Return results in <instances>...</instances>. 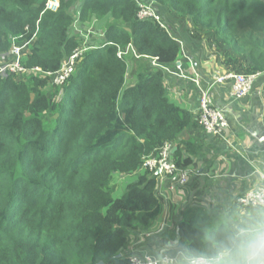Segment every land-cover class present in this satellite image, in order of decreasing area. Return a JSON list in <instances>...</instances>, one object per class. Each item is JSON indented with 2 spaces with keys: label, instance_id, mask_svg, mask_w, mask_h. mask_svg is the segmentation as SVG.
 I'll return each instance as SVG.
<instances>
[{
  "label": "trees",
  "instance_id": "16d2710c",
  "mask_svg": "<svg viewBox=\"0 0 264 264\" xmlns=\"http://www.w3.org/2000/svg\"><path fill=\"white\" fill-rule=\"evenodd\" d=\"M48 1L0 0V54L18 37L31 41L26 67L57 71L81 42L77 11L81 23L102 20L104 38L63 87L41 72L0 75V264H130L131 235L161 213L145 158L172 142L188 167L185 150L195 152L181 134L198 119L169 100L154 65L173 66L182 45L169 28L138 19L135 0H58L57 11ZM142 1L191 19L227 69L264 72V0ZM129 44L138 57L118 55ZM209 219L179 223L186 249L219 236L224 223Z\"/></svg>",
  "mask_w": 264,
  "mask_h": 264
},
{
  "label": "crops",
  "instance_id": "0c3cea01",
  "mask_svg": "<svg viewBox=\"0 0 264 264\" xmlns=\"http://www.w3.org/2000/svg\"><path fill=\"white\" fill-rule=\"evenodd\" d=\"M172 35L182 43L179 60L165 71L164 83L169 100L195 116L197 122L200 88L192 79L200 76L201 86H208L217 71L227 69L222 64V55L206 32L197 30L191 19L178 18L166 11L163 16ZM94 22L99 32L103 21L91 17L81 23L85 29ZM98 34L92 43L102 41ZM191 78L173 74L179 72ZM132 81V80H129ZM232 80L217 84L213 90L214 103L225 111L230 129L224 136L206 134L197 124L182 134L195 152L185 150L192 157L188 166L192 173L185 187H171L167 178L158 179L156 194L161 203V213L146 230L152 234L138 243L140 231L131 235L126 248L127 256L134 248L139 255L160 257L174 252L176 258L186 249L179 235V223L192 220L200 223L210 218L208 226L224 223L237 208L236 198L252 189L264 187V76L258 77L249 94L235 100L231 96ZM176 148V144H175ZM185 147H183L184 149ZM126 176L118 179L125 184ZM121 185V186H123ZM124 187V186H123ZM194 218V219H193Z\"/></svg>",
  "mask_w": 264,
  "mask_h": 264
},
{
  "label": "built area",
  "instance_id": "2783aa9c",
  "mask_svg": "<svg viewBox=\"0 0 264 264\" xmlns=\"http://www.w3.org/2000/svg\"><path fill=\"white\" fill-rule=\"evenodd\" d=\"M138 4L137 18L140 20H152L157 22L161 27L168 28L163 16L157 10V7L153 2H144L142 0H135ZM60 4L58 0H49L46 4V9L57 11ZM74 34L81 39L80 45L61 63L60 68L54 72H45L39 67L28 68L23 63V58L26 54L27 48L31 44V41H19L18 37L13 38V44L10 51L6 54H0V75H23L30 72H41L45 76L50 78L51 84L56 87H63L67 80L72 76L76 66L83 59L85 54L93 49H96L99 45L92 43V36L95 34L104 38V33L99 32L94 22L89 25L88 28L81 26L79 20V11H77V20L73 26ZM181 45L182 43L179 42ZM131 54L139 56L134 50V47L129 44L127 47L119 50L118 55L125 57ZM156 67H160L165 71H169L167 66L161 65L154 61ZM177 70L173 74L179 75L183 78H191L188 74L180 72V65H177ZM264 76V72H257L253 74H245L236 72L230 69L223 71H217L214 73L213 81L208 83V86H201L200 76L196 75L193 82L200 88L199 96V108H198V122L201 128L206 134L214 135L217 137L224 136L226 131L230 129V122L227 118L225 111L214 103L213 90L217 84H222L228 80H232L231 96L235 99H242L246 97L255 82V80ZM175 143L165 142L159 149L158 153L149 155L145 158L142 165L143 170H149L157 176V179L167 178L171 182V187H185L189 183L191 176V169L189 167H180L174 157ZM258 189H264L259 187L252 189L240 195L236 198V203L243 207L248 203V198L252 193ZM152 234L151 231L146 229L140 231V237L138 243L143 242ZM130 264H171L174 258L170 254H163L160 257L152 255H139L135 253L134 248H131V253L128 256Z\"/></svg>",
  "mask_w": 264,
  "mask_h": 264
},
{
  "label": "clouds",
  "instance_id": "9594fccd",
  "mask_svg": "<svg viewBox=\"0 0 264 264\" xmlns=\"http://www.w3.org/2000/svg\"><path fill=\"white\" fill-rule=\"evenodd\" d=\"M176 264H264V189L234 210L203 249H183Z\"/></svg>",
  "mask_w": 264,
  "mask_h": 264
},
{
  "label": "rangeland",
  "instance_id": "374dc122",
  "mask_svg": "<svg viewBox=\"0 0 264 264\" xmlns=\"http://www.w3.org/2000/svg\"><path fill=\"white\" fill-rule=\"evenodd\" d=\"M160 14H161V13H160ZM131 69H132V67H131ZM131 69H130V71H131ZM130 71H129V75H128V76H129L128 80H131L130 77L132 76V72H130ZM130 179H131L130 177H127V183H128V181H129ZM118 183H119V182H118ZM120 187H122V186H120ZM123 190H124V188H123V189H120L119 192H117L115 196H116V197L119 196V195L123 192Z\"/></svg>",
  "mask_w": 264,
  "mask_h": 264
},
{
  "label": "water",
  "instance_id": "95a60500",
  "mask_svg": "<svg viewBox=\"0 0 264 264\" xmlns=\"http://www.w3.org/2000/svg\"><path fill=\"white\" fill-rule=\"evenodd\" d=\"M176 150V148L174 149V151ZM119 256H121V254L119 255ZM103 262H99L98 264H102Z\"/></svg>",
  "mask_w": 264,
  "mask_h": 264
}]
</instances>
